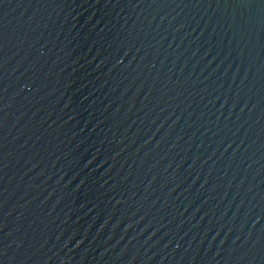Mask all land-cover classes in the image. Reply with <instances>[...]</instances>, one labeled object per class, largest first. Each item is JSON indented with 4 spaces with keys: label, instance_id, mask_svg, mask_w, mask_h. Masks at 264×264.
Listing matches in <instances>:
<instances>
[{
    "label": "water",
    "instance_id": "water-1",
    "mask_svg": "<svg viewBox=\"0 0 264 264\" xmlns=\"http://www.w3.org/2000/svg\"><path fill=\"white\" fill-rule=\"evenodd\" d=\"M0 264H264V0H0Z\"/></svg>",
    "mask_w": 264,
    "mask_h": 264
}]
</instances>
